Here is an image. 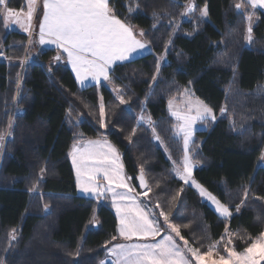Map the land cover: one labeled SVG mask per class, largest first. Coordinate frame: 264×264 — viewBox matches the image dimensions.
<instances>
[{"label":"trees","instance_id":"trees-1","mask_svg":"<svg viewBox=\"0 0 264 264\" xmlns=\"http://www.w3.org/2000/svg\"><path fill=\"white\" fill-rule=\"evenodd\" d=\"M190 2L196 10L185 18ZM8 6L23 9L25 0ZM110 6L144 32L152 51L114 67L107 85L85 89L65 64H55L57 50L15 62L28 57L29 36L8 31L0 15V52L8 59L0 60V134L9 130L0 165V264H101L123 242L111 205L77 193L69 151L86 140L111 142L136 192L142 193L139 173L152 189L141 196L143 206L162 209L202 253L226 228L238 252L264 232V12H253L247 0H110ZM186 90L216 117L194 134L193 178L229 207V219L175 174L185 151L169 102Z\"/></svg>","mask_w":264,"mask_h":264},{"label":"snow or ice","instance_id":"snow-or-ice-1","mask_svg":"<svg viewBox=\"0 0 264 264\" xmlns=\"http://www.w3.org/2000/svg\"><path fill=\"white\" fill-rule=\"evenodd\" d=\"M247 2L253 9L264 8V0H247ZM36 5L37 0H28V10L25 13L24 9L16 10L9 7L8 0H0V15L5 21L14 18L25 31H29ZM235 7L243 9L244 4L237 3ZM43 8L45 11L39 29V42L54 43L58 49H62L67 54L81 85L88 77L97 83L101 77L109 80V70L114 63L129 60L134 53L147 46V42L137 38V35L144 36V32L142 30L139 33L135 32L132 26L121 20L110 6V0H43ZM195 10L196 5L190 2L187 11ZM201 15L204 17L208 15L207 6L201 10ZM24 17L27 26L21 23ZM248 20L251 22V14ZM247 31V39L251 42L250 25ZM59 59L60 57L57 56L56 60ZM156 71L159 72V66ZM119 99L121 103H127L122 94L119 95ZM169 104L171 107V101ZM69 111L71 112V109ZM195 111L196 115L173 113L177 120L183 121V124L177 127V131L183 133L185 151L181 165L176 166L174 171L184 183L194 184L199 189L200 195L210 200L215 205L216 211L223 218L228 219L232 216L229 207L192 179L193 168L195 163H198L188 154V145L194 130L193 124L197 120L216 119L212 109L202 102L198 103ZM100 116L101 118L105 116L103 104L100 106ZM102 126L106 127L103 123ZM156 139L159 140V136ZM3 140L4 134H0V147L3 145ZM70 155L75 166L77 181L84 192L94 193L97 198L103 195L104 191L112 193L120 216L121 236L129 240L134 236L144 240L151 237L155 240L162 232H166L158 242L115 245L111 252L117 256V264H260L264 261V232L252 239L242 252L236 250L232 240L233 234L227 228L225 235L211 244L207 251L202 253L198 248L192 247L181 235V226L172 223L168 214L162 209L154 213L137 202L139 196L147 197L152 189L141 175L139 179L145 191L135 193V190L126 183V178L121 175L122 166L118 163L119 155L116 149L106 140L88 141L86 145L80 146L73 145ZM175 163L174 161L173 164ZM98 177L107 183H98ZM117 188L127 191L117 192ZM123 201H131V204L122 207ZM44 207L47 209L48 206ZM154 207L159 209V202H156ZM159 217H163V220L161 221ZM176 238L183 241V247Z\"/></svg>","mask_w":264,"mask_h":264},{"label":"crops","instance_id":"crops-1","mask_svg":"<svg viewBox=\"0 0 264 264\" xmlns=\"http://www.w3.org/2000/svg\"><path fill=\"white\" fill-rule=\"evenodd\" d=\"M251 7V6H250ZM252 8V7H251ZM24 9V12L27 13V10H28V0H25V7L23 8ZM253 9V8H252ZM44 8H43V0H37V5H36V10L34 12V15H33V18H32V21H31V27H30V30L29 31H25L24 27L21 26L20 23H13L12 26L7 29L8 31H11V30H14V31H18V32H21V33H24V34H27L29 36V42H30V45H31V48H30V52L33 56H36V54L39 52V51H42V50H57V55L55 56L54 58V61L55 63H61V64H65V66H67L69 68V70L72 72L75 80H76V83L77 85L82 88V89H85V88H89L91 86H101V85H107L109 83V80H104L103 77L100 78V81L99 83H97L95 80H93L91 77H88L83 85H81L80 81L76 78V74H75V71L73 70V67H72V64H71V61L68 59L67 57V54L63 52L62 49H58L56 47V45L54 43H45V44H41L39 42V29H40V25L43 23V15H44ZM254 11H262L264 12V8H256V9H253V12ZM255 18L254 16L252 17V19ZM23 19V18H22ZM22 21V20H21ZM23 23V22H21ZM24 24L25 26H27V22H26V17H24ZM135 32L139 33L141 30L139 29H136V28H133ZM137 38L138 39H141L142 41H145L144 40V36H139L137 35ZM47 36H46V40H47ZM33 44V45H32ZM152 51L151 47L147 44V46L144 48V49H140L138 50L136 53H134L132 55V57L129 59V60H126V61H117L116 63H114L112 65V67L110 68L109 70V77H110V74L112 72V70L114 69V67H116L117 65H120V64H124V63H128L130 61H133L139 57H142L148 53H150ZM59 56L60 59L59 60H56V57ZM88 141H96V140H86V141H83L81 143H76V144H73V145H77V146H80V145H86ZM101 142L105 141V139L103 140H99ZM107 142H109L108 140H106ZM112 146H114L111 142H109ZM73 145L69 151V159H70V163H71V166L73 168V172H74V176H75V181H76V185H77V193L79 196L81 197H84V198H87V199H92V200H96L100 203H104V202H108L110 205H111V208L113 210V212L115 213L116 217H117V223H118V233H119V228H120V216L119 214L117 213V210H116V206H115V203L113 201V196H112V193L110 191H104L103 195H101L99 198H97V196L94 194V193H87V192H84L82 190V188L80 187L78 181H77V177H76V171H75V166L73 165V162H72V156L70 155V153L72 152L73 150ZM114 148L116 149V147L114 146ZM118 155H119V161L118 163L122 166V172H121V175H123L125 178H126V183H128L134 190L135 188L133 187V184L131 182V178L127 175L126 171H125V167H124V164H123V161H122V158H121V155L119 153V151L116 149ZM102 175V174H101ZM98 183L100 184H105L107 183L105 180L103 179H100V177H98ZM117 192H126L127 189H123V188H117L116 189ZM135 193L136 190H135ZM141 196L138 197V203L141 204V206H143L142 202H141ZM131 204V201H123L121 203V206L123 207L124 205H130ZM147 210V209H146ZM164 234H161L160 236H157L155 238V240H153L151 237H149L147 240H144V239H141L139 237H132V239H126L125 237L121 236L119 234V236L123 239V242L121 243H118V244H135V243H154V242H158L160 239H162ZM117 245V244H115ZM115 245H112L108 250H107V253H106V257L103 261V264H117V256L113 255L112 252H111V249L115 246ZM183 247V246H182ZM190 255V254H189Z\"/></svg>","mask_w":264,"mask_h":264},{"label":"rangeland","instance_id":"rangeland-1","mask_svg":"<svg viewBox=\"0 0 264 264\" xmlns=\"http://www.w3.org/2000/svg\"><path fill=\"white\" fill-rule=\"evenodd\" d=\"M190 12L186 11V15H185V18L186 16L189 14ZM2 16V15H1ZM3 18V16H2ZM4 19V18H3ZM15 19L12 18V19H8L7 21H5L4 19V23H5V26L7 29H9L13 23H15ZM24 23V18L22 19V21ZM255 22V18H253L251 20V22L248 21V27L249 25L252 27L253 26V23ZM33 45V44H32ZM30 48H31V45H30V42L27 44V49H28V57L25 56L26 53L24 54V56L18 60H16L15 62H18L20 63L19 61H21V59H26L29 63L31 62H34V58L35 56H33L30 52ZM27 62V63H28ZM165 63V59L163 58V60L161 61V64ZM55 64H61V63H55ZM111 89L113 90V92L117 93L118 95L120 94V92L114 88L111 87ZM201 102L199 99H197L190 90H186L180 97H178L177 99L175 100H172L171 101V107H170V104H169V111L172 115V117L174 118L175 120V123H176V126H175V130H176V135L178 137H180L182 140H183V133H180L177 131V127L181 124H183V121L182 120H177L176 119V116L173 115L174 112H179L181 115H196V106L198 105V103ZM101 104H102V101H101ZM203 105H205L203 103ZM138 121L141 123V124H144V125H147V126H151L152 125V121L151 119L146 116V115H138ZM208 121H213L211 118H208V119H205V120H197L194 124H193V134L191 136V139L189 141V145H188V154L190 155V157L192 158V155L190 153V146L192 144V141H193V138H194V134L195 132L197 131H200V130H203L205 128V124L206 122ZM8 135H9V130L4 134V140H3V145L2 147H0V165H1V162H2V158H3V154H4V149H5V145H6V141H7V138H8ZM155 142L158 143L160 145V141L157 140L155 138ZM183 145H184V141H183ZM176 166H174L175 168ZM196 168V165L194 166L193 168V171L194 169ZM193 171H192V179L195 181L196 184H199L194 178H193ZM179 178V177H178ZM180 179V178H179ZM181 180V179H180ZM182 181V180H181ZM183 184L191 187L192 189H194L199 195H200V192H199V189L197 187H195L194 184H191V183H184V181H182ZM200 185V184H199ZM202 186V185H201ZM203 187V186H202ZM204 188V187H203ZM205 189V188H204ZM206 190V189H205ZM207 191V190H206ZM208 192V191H207ZM200 197L202 198V200L207 203L220 217H222L217 211H216V208H215V205L210 201L208 200L206 197L204 196H201ZM215 197V196H214ZM217 199V198H216ZM218 200V199H217ZM240 209H238L237 212H239ZM223 218V217H222ZM230 218V217H229ZM228 218V219H229ZM174 235V234H173ZM215 258V257H214ZM103 264V262L101 263ZM260 264H264V261H261Z\"/></svg>","mask_w":264,"mask_h":264},{"label":"built area","instance_id":"built-area-1","mask_svg":"<svg viewBox=\"0 0 264 264\" xmlns=\"http://www.w3.org/2000/svg\"><path fill=\"white\" fill-rule=\"evenodd\" d=\"M0 60H3V61H7V57L2 53L0 52ZM28 61L26 59H23L21 60V64L24 65L25 63H27Z\"/></svg>","mask_w":264,"mask_h":264},{"label":"water","instance_id":"water-1","mask_svg":"<svg viewBox=\"0 0 264 264\" xmlns=\"http://www.w3.org/2000/svg\"><path fill=\"white\" fill-rule=\"evenodd\" d=\"M141 175H143V174H142V173H139V175H138V177H137V183H138V186H139L140 190H141L142 192H144L145 189H144L143 187H141V182H140V179H139V177H140ZM144 178H145V177H144ZM145 183H147L146 179H145Z\"/></svg>","mask_w":264,"mask_h":264}]
</instances>
